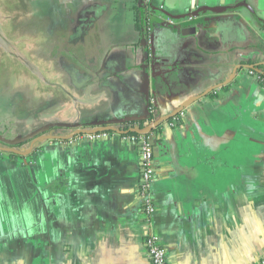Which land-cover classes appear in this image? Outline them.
Masks as SVG:
<instances>
[{"label":"crops","instance_id":"obj_1","mask_svg":"<svg viewBox=\"0 0 264 264\" xmlns=\"http://www.w3.org/2000/svg\"><path fill=\"white\" fill-rule=\"evenodd\" d=\"M29 2L32 15L48 16L41 0ZM137 2L60 0L59 15L50 17L67 33L83 26L88 41L110 38L111 49L95 74L72 68L84 86L58 82L63 106L37 117L43 130L58 126L45 134L59 139L41 142L31 163L0 151V264H151V231L167 264L264 257V88L248 75L251 64L264 67V0H144L157 10L146 14L150 39L136 28ZM161 7L173 19L202 22L185 34L188 22L168 25L158 18ZM15 37L10 42L22 47ZM218 85L154 130L156 211L148 217L142 145L129 137L139 135L140 122L147 128ZM5 103L0 123L11 116ZM128 119L136 122L122 124ZM24 120H16V140ZM102 127L114 130L81 133Z\"/></svg>","mask_w":264,"mask_h":264},{"label":"trees","instance_id":"obj_2","mask_svg":"<svg viewBox=\"0 0 264 264\" xmlns=\"http://www.w3.org/2000/svg\"><path fill=\"white\" fill-rule=\"evenodd\" d=\"M23 4L22 2V5ZM24 6L25 5H23V7ZM27 10H30V2L28 3V8L25 6L21 12L18 11L17 13H13L10 17L13 20L11 26L16 28L13 34L21 41L20 45L24 47L25 53L29 52L28 54L30 57L23 60L13 56V60H10L8 59V55H3L2 59L4 60H2V62L0 61V97H6L8 100L11 115L8 121L0 123V136L9 141L16 140V137L13 136V132L16 129V120L29 115L39 117L41 111L48 105V103L39 98H44L47 91L60 89V85L58 84L59 81H57L54 78L55 75H53L55 70L62 73L64 76L67 74L68 68L78 69L82 71L83 74H90L92 72L95 74L97 69L99 70L104 67L103 64L106 57L102 54V43L99 41L74 39V34L67 33L62 29L58 30L59 28L56 27L55 32H53L52 28L54 27L49 18H38ZM145 10H147V12ZM145 10L144 13H142L140 4L137 2L134 7V15L137 30L148 38L145 27L147 15L155 14L157 10L150 6L145 8ZM41 33H44L45 36L44 39L39 41L37 37L38 34L40 35ZM20 61L28 64L33 67L36 72L42 74V79H31V82H36L39 96H37V89H33V91H29L28 89V91L25 92L20 89L22 87L17 86L18 76L30 74V72L24 71L26 68ZM251 66H253L251 70L260 71L264 75L263 65L251 64ZM51 71H53V73ZM31 75L34 77L33 73H31ZM152 120L153 117H150L148 123ZM135 122V120L128 119L122 122V124L130 125ZM57 127L58 126L53 125L48 126V128L44 129L45 131L38 135L41 136ZM145 128V122H140V129L143 130ZM148 137H150V134ZM0 144L6 147L10 146L3 141H0ZM27 144L28 141L25 140L11 147L23 151V147ZM7 154L11 159H20L22 157L15 153Z\"/></svg>","mask_w":264,"mask_h":264},{"label":"rangeland","instance_id":"obj_3","mask_svg":"<svg viewBox=\"0 0 264 264\" xmlns=\"http://www.w3.org/2000/svg\"><path fill=\"white\" fill-rule=\"evenodd\" d=\"M22 2L24 3L23 5L27 6V8H28L29 0H0V42L2 43V45H1L2 47H0V55L14 54L15 57H18L17 55L20 56V52H23L24 47L16 48L15 45L12 44L9 40V35L10 34L14 35L13 33L16 30V28L14 26H11L13 20L10 16L13 13H17L18 11L21 12L23 10V8L25 6L23 7ZM41 3L46 8V14L48 15L45 18L50 19V17H53L52 19H54V18H56L57 15H59L58 9H59L60 0H41ZM82 22L83 21H81V22L79 21L78 23H82ZM52 29H53V32H55L56 28L54 27ZM103 29H105V28H103ZM58 30H60V29H58ZM73 30H74V32H73L74 33V36H73L74 39H76L78 37L81 39H84L85 35H84L83 26H75L73 28ZM89 30H90V28L88 29V32H89ZM94 30H96V28H94ZM14 39L17 40L18 38L15 37ZM105 39H103L102 45H101L103 56L108 55V53L111 49V39L110 38L109 39L105 38ZM2 60H4V59H1L0 61L2 62ZM24 67L29 70L28 71L25 69L24 71L30 72V74L28 73L29 75H27V74L23 75L22 74V75L18 76L17 86L22 87L20 89H22V91H25V92L28 91V89H29V91L30 90L33 91V89H37V88H36V82L35 81L31 82V79L32 78L34 80L36 78L42 79V74L36 72L33 69V67L29 66L26 63H24ZM32 72H34L33 73L34 77H32V75H31ZM51 72L53 73V71H51ZM56 74H57V76L55 75L54 78L59 82H66V81L69 82L68 80H70V82L72 81V83H77V85L79 84V86H84V84H85L84 83V77H82V74L77 75L73 69H70L67 72V74H65V76L63 75V76L59 77L58 76L59 72H56ZM56 94H60V92L58 90L47 91L44 98H39V99H42L43 101H45L46 103H48V105L45 106V109L47 108L46 111L52 105H55L56 106L55 108H57L59 106L60 107L63 106L64 98L61 102V100L57 98ZM71 94L75 95L74 92H71ZM35 95H36V93H35ZM40 97H42V96H40ZM6 100H7L6 97H0V117H2L1 115H3V116L5 115V113H3L4 112L3 109L6 108V105H7L5 103ZM72 100H73L72 97L67 98V102H69L70 104H73L76 102L75 100L72 102ZM53 108L54 107H52V111L50 113L51 115L49 116V118H51L50 121H53V118H52L53 117V115H52ZM26 117H27L28 123L25 122L26 120H24L22 122V126L24 127V130H23V134L21 137V138L28 141V144L25 147L26 148L25 151H27L29 149L32 141L36 137L40 136L38 134L45 131L41 128L43 126L41 125V123L39 121L40 119H38L37 117H35L33 115H29ZM37 148L38 147H34L35 151L33 150V152L29 156H26L27 162L31 163L35 160V158L37 156V154L35 153Z\"/></svg>","mask_w":264,"mask_h":264},{"label":"built area","instance_id":"obj_4","mask_svg":"<svg viewBox=\"0 0 264 264\" xmlns=\"http://www.w3.org/2000/svg\"><path fill=\"white\" fill-rule=\"evenodd\" d=\"M161 15L159 19L166 22L168 25L176 26L187 24V22L192 21V18L179 21L168 16L164 7L160 8ZM147 36L149 37L152 32L151 25H147ZM148 39V38H147ZM150 39V37H149ZM2 43L0 42V47ZM248 75L253 78L258 84L264 88V75L260 71L248 70ZM151 109L153 108L154 101L151 100ZM97 136H90V139H96ZM129 140L132 142H140L142 145L141 151V167H142V183H141V195L145 204V211L148 217H152L156 211L154 204V197L152 195V186H153V162H154V153L153 148L149 142L148 135H136L129 137ZM146 246L151 259V264H167V253L164 248L160 237L154 233L150 232L146 237ZM258 264H264V257L259 261Z\"/></svg>","mask_w":264,"mask_h":264},{"label":"water","instance_id":"obj_5","mask_svg":"<svg viewBox=\"0 0 264 264\" xmlns=\"http://www.w3.org/2000/svg\"><path fill=\"white\" fill-rule=\"evenodd\" d=\"M144 8H145V3H144V0H142V6H141L142 11H143ZM229 10H234V9H229ZM210 11L212 13H221L224 10L222 8H214V9H211ZM190 18H192V21L188 22L189 27L184 30L185 34H193L196 31V29L191 27V26L199 24L200 22H202V20H197L196 21L194 16H191ZM190 18L188 17V19H190ZM205 20L208 21L209 19H205ZM180 26H182V25H180ZM240 67L241 66H238L235 69L233 75L229 78V80H227L222 85H227V84L231 83L232 80L234 79L235 75H236L237 70L240 69ZM252 68H253V66H250V69H252ZM220 87H221V85H218V86H216L214 88H211L210 90H208L204 94H202L200 96H197L195 98H192L191 100H188L187 102H185L173 114H171V115H169V116H167L165 118H160V119L156 120L155 122L149 124L148 127L143 129V130H134L133 132L136 133V134H139V135H149L150 134L149 142H150L151 146L153 147V145L155 143V138L153 136V132H154V130H156V128H158L163 122L168 121V120L172 119L173 117L177 116L178 114H180L186 106L195 103L196 101L200 100L202 97L207 96L209 93H211L212 91H214V90H216V89H218ZM112 130H114V128H112V127H102V128H98L96 130L82 131L81 133L93 135V134H97V133H99L101 131H112ZM77 133H79V132H77ZM54 139H59V138H56V137L48 135V134L38 136L32 141V143H31V145H30V147H29V149L27 151H20V150H17L15 148L11 147V146L14 145V144H17V143L25 141V139L20 138V139L14 140V141H9V140H6V139H4V138H2L0 136V141H3L6 144L10 145L9 147H4V146H2L0 144V151L4 152V153H15V154H17L19 156L26 157V156H29L33 152L34 147H37L41 142L48 141V140H54ZM153 153H154V150H153Z\"/></svg>","mask_w":264,"mask_h":264}]
</instances>
